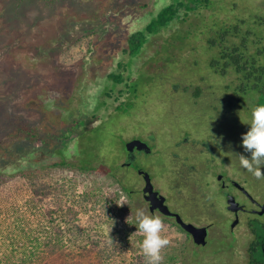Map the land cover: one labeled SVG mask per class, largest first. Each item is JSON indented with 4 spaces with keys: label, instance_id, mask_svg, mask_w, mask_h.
<instances>
[{
    "label": "rangeland",
    "instance_id": "374dc122",
    "mask_svg": "<svg viewBox=\"0 0 264 264\" xmlns=\"http://www.w3.org/2000/svg\"><path fill=\"white\" fill-rule=\"evenodd\" d=\"M188 1L0 0V139L4 135L1 128L22 121L45 136L62 135L74 126L82 133L84 144H100V154L108 161L105 168L110 170L108 164H115V176L101 171L84 175V180L77 183L75 198L81 207L82 224L93 221L100 224L106 238L115 235L120 253L114 259L118 262L124 256L132 262L145 259L140 247L143 234L133 224V203L115 178L127 173L131 188L143 184L133 168L121 165L126 156L125 141L132 137L147 139L153 152L138 153V159L156 186L168 189L169 183L178 178L170 154L188 147L176 144L181 130H192L195 135L220 134L229 145L232 162L239 166L238 153L244 151L240 141L250 127L243 121L250 119L252 108L263 100L257 92L241 95L239 101L230 99L233 91L229 89L227 107L225 86L232 76L229 70L222 74L211 67L216 47L208 41L217 29L241 18L246 20L242 25L263 33L264 25L254 20L264 16V0H196L198 6L187 11L181 7L169 24L147 33L138 53L127 51L132 33L145 32L170 4ZM111 73L121 74L123 82H116ZM198 83L203 86L200 97L194 94ZM127 90L135 95V102L126 101ZM214 107L223 113H217ZM36 144L40 145L41 139ZM69 146L73 150V143ZM39 156L49 163L58 159L57 153L46 151L35 157ZM235 168L239 178L248 179L251 189L259 186L264 190V179L240 166ZM52 172L53 179L68 175L77 182L78 176L72 171ZM7 184L0 188L3 228L7 230L17 222L21 231H31L34 238L43 240L51 227L50 219L40 206L33 205L29 185L21 176ZM104 204L113 210L104 214ZM236 230L229 262L247 264L253 234L245 223ZM163 234L171 242L162 254L176 252L174 264H181L182 256V264H202L197 251L207 249L193 246L189 254H184L185 233L178 226L164 221ZM5 236L0 237L3 252L9 249V239L3 243ZM19 240L25 242L28 236ZM222 244L212 241L209 246L214 250ZM92 249L90 245L85 251L88 260ZM69 250L77 251L70 245ZM45 256L41 253L39 258ZM218 259L224 261L223 257Z\"/></svg>",
    "mask_w": 264,
    "mask_h": 264
},
{
    "label": "trees",
    "instance_id": "16d2710c",
    "mask_svg": "<svg viewBox=\"0 0 264 264\" xmlns=\"http://www.w3.org/2000/svg\"><path fill=\"white\" fill-rule=\"evenodd\" d=\"M190 3L194 5L191 6ZM198 3L191 0L186 4L178 2L165 7L159 16L147 25L145 32L138 31L130 36L127 51L132 55L138 53L146 43L147 33L158 32L169 24L180 14L181 7H185L187 11L198 6ZM238 21L217 29L209 38L208 43L216 47V56H213L210 65L222 74L229 70L232 76L229 89L233 91L230 99L239 101L241 95L257 92L263 98L258 104H264V32L259 33L242 25L246 22L243 18ZM254 21L255 24L264 25V16H257ZM110 76L117 81L121 78V74L116 73H111ZM1 131L4 135L0 139V188L8 185L12 178H24L33 194V205L40 206L45 216L50 219L51 227L42 240L41 237L34 238L31 231H21L17 222L6 230L0 220V237L6 235L3 243H7V239L10 241L7 246L10 250L3 252V247L0 246V252L3 254L0 255V264H67L69 260L71 264H146V260L141 257L138 262H132L127 256L118 262L114 259L116 253H120L115 235L106 238L100 224L93 221L87 224L80 222L81 207L75 198L77 183L84 180V175L96 171L115 176V164H108L111 166L110 170L105 168L108 161L100 154V144H84L82 133L77 132L74 126L67 128L62 135L53 133L45 136L30 123L17 121L11 126L1 128ZM37 139H41L40 145L36 144ZM70 143H73V150L70 149ZM45 151L53 155L57 153L58 159L49 163L44 162L41 156L36 158L40 152ZM6 153L8 156H3ZM61 170L74 172L75 176H78L77 182L68 175L53 179L50 172ZM116 181L118 182V179ZM121 186L124 192L130 189L125 184ZM103 207L104 214L113 210L109 204H104ZM1 211L2 209L0 215ZM64 234L68 236L67 239ZM255 234L256 240L249 249L251 254L247 264H264V250L261 247H253L264 234L258 229H255ZM26 236L27 241L19 240L22 238L24 241ZM14 244L16 247H13ZM69 245L77 251L71 252ZM90 245L93 249L91 259L88 260L85 251ZM20 248L22 250H19ZM41 253L46 254L45 258H39ZM162 255L164 259L161 264H174L178 259L176 252H165Z\"/></svg>",
    "mask_w": 264,
    "mask_h": 264
},
{
    "label": "flooded vegetation",
    "instance_id": "af4514ba",
    "mask_svg": "<svg viewBox=\"0 0 264 264\" xmlns=\"http://www.w3.org/2000/svg\"><path fill=\"white\" fill-rule=\"evenodd\" d=\"M115 81L118 83L123 82L122 75L118 81L116 79ZM201 81H204V79L202 78ZM192 85L190 84V86ZM194 86L197 89V93L194 92V94L200 97L203 93V86L199 83ZM225 87L227 90L226 105L229 108V83ZM126 89H128L127 86ZM187 89V86H184V90L187 91ZM127 92L129 94L126 101L131 99L130 102H135V95L131 94L129 90ZM214 110L219 114L223 113L218 107H214ZM180 134L181 138L176 141V144L179 147L182 145L188 147L186 151H176L170 154L176 163L174 172L178 178L169 183L168 189L157 187L151 178L154 189L158 191L159 196L164 197V202L171 213H165L159 207L153 208L152 200L147 198V193L144 191L147 169L138 159V153H152L153 149L151 147L149 151L137 147L132 151L126 149L125 160L121 165L126 166L128 169L133 168L141 176L143 184L138 189L131 188L127 173L116 175V178L120 185L125 184L130 187L126 194L133 203L134 215L136 208L142 206L149 213L159 214L164 218V221L178 226L185 233L184 254H189V250L193 246L207 249L197 251V256L200 259V262H198L202 264H230L229 258L233 255L236 228L245 223L253 234V239L248 247L249 258L251 254L249 249L256 240L255 229L261 230L264 234V212H260L264 204V190L261 191L259 186L251 189L247 184L248 179L242 180L237 176L238 170L235 166L237 168L239 166L232 162L229 145L224 142L220 134L206 132L205 134L195 135L192 130L186 128L181 130ZM134 139H141L148 143L145 138L132 137L125 141V147L127 142ZM231 196H234L240 203L241 207L239 209L234 210L230 207ZM177 215L184 222L206 227V242L197 243L192 233L186 230L178 221ZM235 220H237V223L234 225ZM227 226L228 228H226ZM212 241L221 244L226 243L229 245V249H225L222 244L211 250L212 247L209 245ZM253 247L255 249L261 247L264 250V236L259 242L254 243ZM222 257L224 261L218 259ZM180 262L181 264L185 262L183 256Z\"/></svg>",
    "mask_w": 264,
    "mask_h": 264
},
{
    "label": "clouds",
    "instance_id": "9594fccd",
    "mask_svg": "<svg viewBox=\"0 0 264 264\" xmlns=\"http://www.w3.org/2000/svg\"><path fill=\"white\" fill-rule=\"evenodd\" d=\"M243 122L250 127L242 134L244 151L238 153L239 166L256 178L264 179V104L253 107L250 119ZM133 224L143 234L140 247L146 264H161L164 259L162 250L171 242L163 234L164 218L159 214L149 213L141 206L136 208Z\"/></svg>",
    "mask_w": 264,
    "mask_h": 264
},
{
    "label": "water",
    "instance_id": "95a60500",
    "mask_svg": "<svg viewBox=\"0 0 264 264\" xmlns=\"http://www.w3.org/2000/svg\"><path fill=\"white\" fill-rule=\"evenodd\" d=\"M135 147L138 149H145L146 151H149L150 146L147 142L141 140V139H134L126 143V149L128 151H132ZM145 180L146 184L144 187L145 193H147V198L152 200V207H159L161 211L165 213H171L169 207L164 202V197L158 195V191L154 189L153 182L151 180V176L148 172H145ZM230 207L234 210H237L241 207L240 203L236 200L234 196L230 197ZM261 213L264 212V204L262 207ZM178 221L181 223V225L188 230L190 233H192L195 241L197 243H205L206 242V236H207V228L206 227H199L192 223H187L182 220V218L177 215ZM237 223V220H235L234 225Z\"/></svg>",
    "mask_w": 264,
    "mask_h": 264
}]
</instances>
